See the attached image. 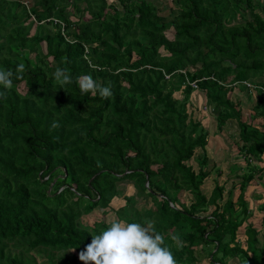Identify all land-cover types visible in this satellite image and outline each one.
<instances>
[{"label":"trees","instance_id":"obj_1","mask_svg":"<svg viewBox=\"0 0 264 264\" xmlns=\"http://www.w3.org/2000/svg\"><path fill=\"white\" fill-rule=\"evenodd\" d=\"M26 1L0 0V69L14 73L0 98V264H82L112 222L79 218L108 207L122 180L136 194L122 195L117 220L152 221L176 264H264V204L257 227L244 197L264 180V0ZM57 67L73 83L57 84ZM82 75L110 83L112 96L82 95ZM187 81L202 93L200 118ZM205 115L215 135L236 123V181H217Z\"/></svg>","mask_w":264,"mask_h":264},{"label":"clouds","instance_id":"obj_2","mask_svg":"<svg viewBox=\"0 0 264 264\" xmlns=\"http://www.w3.org/2000/svg\"><path fill=\"white\" fill-rule=\"evenodd\" d=\"M25 67L19 64L16 73H23ZM12 70L0 69V98H6V91L13 87ZM53 78L62 88L73 83L66 68L57 67ZM81 94L99 95L102 99L112 96L111 84L98 83L91 75L76 78ZM53 121L50 129L58 128ZM82 264H176L175 258L165 245L162 234L155 230L152 221L128 223L124 220L113 221L105 230L93 235L91 241L79 252Z\"/></svg>","mask_w":264,"mask_h":264},{"label":"rangeland","instance_id":"obj_3","mask_svg":"<svg viewBox=\"0 0 264 264\" xmlns=\"http://www.w3.org/2000/svg\"><path fill=\"white\" fill-rule=\"evenodd\" d=\"M26 1V0H25ZM33 1V0H28ZM164 3H168V0H161ZM263 2V0H261ZM27 2V1H26ZM167 36H169V32L166 33ZM252 85V84H251ZM247 87L250 88L248 91L249 95L246 96V94L240 95V108H241V116L244 120H248L249 113H250V101L255 96V91L253 90L254 87ZM233 92H236L238 94V85L234 86L232 89ZM174 96H178V93H175ZM190 99L193 102L196 114L200 118L203 112L206 111V108L203 109V98L202 93L200 91H197L194 89L190 94ZM197 106V107H196ZM198 108V109H197ZM201 111H200V110ZM200 111V112H199ZM199 112V113H198ZM208 115V113H206ZM203 117L201 122L206 125V128L208 129V141L206 144V154L209 158H211L214 163L216 164V168L218 167L222 173L217 178V181L220 183L225 178V181H236L237 179L233 177L234 172L238 173V165L242 166L244 165V161L242 159V155L238 152L236 148V144L234 142V139H237L236 137V123L234 120H230L226 122L225 126H223L220 134L215 135V124L214 119L209 116ZM256 120H259V118H256ZM200 149H197L195 153H199ZM190 163L196 166L195 160H190ZM236 165H233V164ZM257 165L264 166V153L261 154V161L257 162ZM242 170L244 168H241ZM228 170H231V173L233 174H227ZM214 176L213 172L210 173L207 178L204 180L203 183V189L206 191L211 188L212 182L211 178ZM257 178V177H256ZM117 187L121 189V194L119 197H113L110 202L108 203V207L106 208H99L95 207L93 210H91L89 213L81 215L79 218V221L83 224H91L95 220H103L105 223H111L115 220H117L116 215L114 213V210L118 208L120 205L124 203L122 195H128V194H136V189L134 188V184L131 182L126 181H119L116 183ZM228 185L227 183H225ZM236 192V191H235ZM119 193V192H118ZM244 197L247 201V205L250 209H253L256 207L257 204L263 203L264 204V180L261 179H253V181L250 182L245 188ZM142 202L139 203L141 205ZM211 208L207 210V213H209ZM262 213L259 210H254L252 212V216L249 218L251 221H253L254 225L257 227H262ZM242 225L238 228V233L236 235V238L239 239V241L242 240L243 236L241 233ZM264 227V226H263ZM66 254H68L66 252ZM56 256L61 255V252H56ZM219 256V255H218ZM43 260H46V257L41 256ZM54 258V257H53ZM225 257L220 258L223 260L225 264H239L237 261V258H231ZM195 264H207L205 260H201L199 263Z\"/></svg>","mask_w":264,"mask_h":264},{"label":"built area","instance_id":"obj_4","mask_svg":"<svg viewBox=\"0 0 264 264\" xmlns=\"http://www.w3.org/2000/svg\"><path fill=\"white\" fill-rule=\"evenodd\" d=\"M53 22H55V20H53ZM187 84L190 85L193 89H196L195 81H187ZM246 86L249 87L250 85L246 83Z\"/></svg>","mask_w":264,"mask_h":264},{"label":"water","instance_id":"obj_5","mask_svg":"<svg viewBox=\"0 0 264 264\" xmlns=\"http://www.w3.org/2000/svg\"><path fill=\"white\" fill-rule=\"evenodd\" d=\"M262 146L264 147V139H262Z\"/></svg>","mask_w":264,"mask_h":264}]
</instances>
